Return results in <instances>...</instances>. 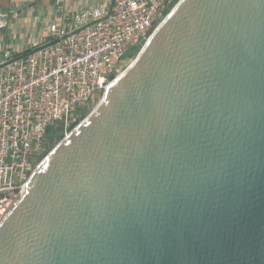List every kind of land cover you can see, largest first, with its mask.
Returning a JSON list of instances; mask_svg holds the SVG:
<instances>
[{"label": "water", "instance_id": "1", "mask_svg": "<svg viewBox=\"0 0 264 264\" xmlns=\"http://www.w3.org/2000/svg\"><path fill=\"white\" fill-rule=\"evenodd\" d=\"M143 44L37 168L0 264H264V0H182Z\"/></svg>", "mask_w": 264, "mask_h": 264}, {"label": "built area", "instance_id": "2", "mask_svg": "<svg viewBox=\"0 0 264 264\" xmlns=\"http://www.w3.org/2000/svg\"><path fill=\"white\" fill-rule=\"evenodd\" d=\"M174 1L115 0L108 17L111 5L74 11L66 5L44 26L42 40L22 51L10 42L17 15L0 12V226L27 194L32 176L49 155L50 149L44 153V141L50 128L62 120L60 142L68 139L75 110L105 95L128 70L138 56L126 53L142 40L143 47L147 44ZM35 37L41 34L36 32ZM54 39L55 44L16 59Z\"/></svg>", "mask_w": 264, "mask_h": 264}, {"label": "crops", "instance_id": "3", "mask_svg": "<svg viewBox=\"0 0 264 264\" xmlns=\"http://www.w3.org/2000/svg\"><path fill=\"white\" fill-rule=\"evenodd\" d=\"M111 1L112 0H66V2H63V0H0V12H6L14 16L17 15L12 24L15 38L10 42L15 48L17 41L21 42V45H26L19 50L22 51L28 48L30 44H37L42 40L44 26L57 19L60 12L63 11L61 9L66 7V5L71 11H74L77 8L93 4L110 6ZM36 32H39L41 37H35Z\"/></svg>", "mask_w": 264, "mask_h": 264}, {"label": "rangeland", "instance_id": "4", "mask_svg": "<svg viewBox=\"0 0 264 264\" xmlns=\"http://www.w3.org/2000/svg\"><path fill=\"white\" fill-rule=\"evenodd\" d=\"M25 46L26 45H24V44L21 45V42H18V41L16 42V48L18 50H21ZM98 103H99L98 100L97 101H88L82 107L75 110L74 115L76 114V117H78V118L82 117L86 112V114L81 118V120L77 124H79L83 120H85L91 114V112L93 111V109L95 108V106ZM76 117L72 115V120H71V123L69 124V126H72L76 122ZM77 124H75V126ZM75 126H73V127L76 128L77 126L76 127ZM73 127H72V129H73ZM64 131H65V125H64V122L62 120L59 121L58 123H56L52 128H50V130L48 131V133L46 135V139L44 141V153H46L49 149L51 152L59 144V142L61 141L62 136L64 134Z\"/></svg>", "mask_w": 264, "mask_h": 264}, {"label": "bare ground", "instance_id": "5", "mask_svg": "<svg viewBox=\"0 0 264 264\" xmlns=\"http://www.w3.org/2000/svg\"><path fill=\"white\" fill-rule=\"evenodd\" d=\"M181 3H179L177 6H179ZM177 8V7H176ZM176 8H174V9H176ZM174 9L171 11V13L174 11ZM171 13H169L168 15H166V16H164L163 17V19L159 22V24H158V27L160 28V26L162 25V24H164V22L169 18V16L171 15ZM156 33V32H155ZM154 33V34H155ZM154 34L151 36V38L148 40V42H147V44L151 41V39H152V37L154 36ZM143 47V46H142ZM142 49V48H141ZM137 60V59H136ZM136 60L133 62L132 61V63L129 65V68L136 62ZM128 68V69H129ZM126 72H127V70H126ZM126 72H123V74H125ZM123 74L122 75H120V77H118V78H121L122 76H123ZM118 80V79H117ZM117 80H115L114 81V83L117 81ZM113 83V84H114ZM112 86V85H111ZM109 90V89H108ZM107 90V91H108ZM107 91L105 92V95H103V96H100L99 97V99H98V104L95 106V108L93 109V111L91 112V114L85 119V120H83L81 123H79V124H77L80 120H81V118L86 114V112H85V114L82 116V117H80V118H76V122L72 125V126H69L68 127V138L69 137H71V135L81 126V124H83V123H86V122H88V120H89V118H90V116H92L98 109H99V107L106 101V94H107ZM80 116V115H79ZM75 124H77L76 126H75ZM73 126H75L76 128H74ZM72 127H73V129H72Z\"/></svg>", "mask_w": 264, "mask_h": 264}]
</instances>
